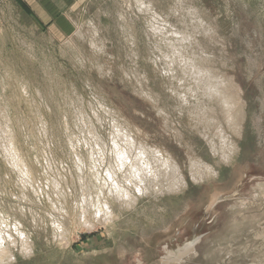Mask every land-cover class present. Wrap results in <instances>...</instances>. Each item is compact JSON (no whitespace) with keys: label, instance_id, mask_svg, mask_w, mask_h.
<instances>
[{"label":"rangeland","instance_id":"obj_1","mask_svg":"<svg viewBox=\"0 0 264 264\" xmlns=\"http://www.w3.org/2000/svg\"><path fill=\"white\" fill-rule=\"evenodd\" d=\"M0 264H264V0H0Z\"/></svg>","mask_w":264,"mask_h":264},{"label":"bare ground","instance_id":"obj_2","mask_svg":"<svg viewBox=\"0 0 264 264\" xmlns=\"http://www.w3.org/2000/svg\"><path fill=\"white\" fill-rule=\"evenodd\" d=\"M177 32V31H176ZM178 33V32H177ZM180 36V35H179ZM184 40H186V39H184ZM176 42V41H175ZM191 42V41H190ZM173 49V48H172ZM181 55H182V53H181ZM197 57V56H196ZM180 58V57H179ZM189 60V59H188ZM173 61V60H172ZM174 63V62H173ZM184 67V66H183ZM202 69V68H201ZM206 71V70H205ZM182 72V71H181ZM197 72V71H196ZM196 72H195V74H196ZM187 73V72H186ZM211 74V73H210ZM210 74L208 75V76H210ZM185 76V75H184ZM189 78V77H188ZM184 79V78H183ZM201 79V78H200ZM207 79V78H206ZM221 82V81H220ZM208 83V82H207ZM184 84V83H183ZM202 84V83H201ZM216 85V84H215ZM205 87V86H204ZM226 89V88H225ZM225 92V91H224ZM226 100H227V97H226ZM232 119V118H231ZM234 122L235 121H233L232 123L234 124ZM231 123V122H230ZM231 123V124H232ZM116 143V142H115ZM130 144H132V143H130ZM225 145H228V144H225ZM134 146V145H133ZM231 146V145H230ZM118 147V146H117ZM227 147V146H226ZM229 148V147H228ZM227 148V149H228ZM231 148V147H230ZM233 148V147H232ZM229 150V149H228ZM227 150V151H228ZM231 150V149H230ZM229 150V151H230ZM231 152V151H230ZM232 152H234V151H232ZM132 154V153H131ZM131 154H128L127 152L126 153H123V154H121L120 155V159H121V161L120 160H118V161H120L121 162V164H122V166L124 165V164H127L126 162L130 159V160H135V162L134 163H132V164H134L133 166V171H130V172H133V176H134V178L133 179H136V180H139V181H143L144 179H143V176L144 175H146V174H149V173H151V167H150V165L148 164L147 166H145V167H143V165L141 166V164H142V162L144 161L143 159H144V153L142 152V151H138V153L136 154V159H134L132 156H131ZM130 163V164H131ZM146 163V162H145ZM131 164V165H132ZM129 165V164H128ZM127 165V166H128ZM126 166V167H127ZM130 166V165H129ZM121 167V166H120ZM130 168V167H129ZM131 170V169H130ZM171 172V171H170ZM173 172V171H172ZM129 174H131V173H129ZM168 174V173H167ZM109 175H110V173H109ZM129 177H131V175L129 176ZM144 177H146V176H144ZM132 178V177H131ZM138 182V181H137ZM135 185V184H134ZM138 187V191L139 192H141L142 191V188H141V185H137ZM125 191L126 192H129L127 189H125ZM131 194H127V198L129 199V203H130V205L135 201V199H134V196L132 197V196H130ZM106 209V211H105V213H106V218L107 217H111L110 215H111V211L109 210V206H107V208H105ZM101 212V211H100ZM101 214H103L102 212H101ZM103 216L104 215H101L99 218H102L103 219ZM2 239V238H1Z\"/></svg>","mask_w":264,"mask_h":264}]
</instances>
